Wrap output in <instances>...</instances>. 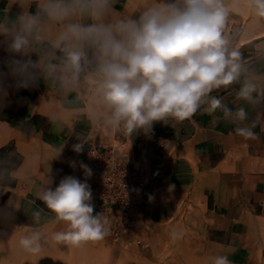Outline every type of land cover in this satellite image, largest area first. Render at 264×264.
<instances>
[{
    "label": "clouds",
    "instance_id": "9594fccd",
    "mask_svg": "<svg viewBox=\"0 0 264 264\" xmlns=\"http://www.w3.org/2000/svg\"><path fill=\"white\" fill-rule=\"evenodd\" d=\"M117 3L8 0L0 12V37L4 38L0 43L10 54L6 64L17 87L28 88L43 80L62 110L86 107L96 124L123 127L129 133L147 132L154 121L168 117L183 121L205 103L208 114L220 110L223 119L245 124L249 114L244 107L233 111L220 97L210 95L233 84L240 85L237 100L251 106L264 101V74L250 70L251 59L242 58L239 33L228 27L231 13L225 0H156L135 15H117ZM247 3L256 16L264 17V0ZM13 4L19 5L18 13L11 14ZM262 57L264 49H257L255 59ZM255 127L254 122L245 124L235 132L254 140L258 139ZM78 139L72 146L76 153L86 143L81 136ZM16 155L13 150L0 156V190L8 191V185L20 177ZM81 168L86 177L91 176L87 165L81 163ZM48 169L49 173V165ZM53 182L47 174L37 185L35 198L57 221L67 224V230L53 234L55 241L80 247L110 234L108 217L93 214L86 182L65 176L54 189ZM174 187L169 185L168 191ZM21 205L17 202L13 207L18 210ZM43 212V208L31 211L35 223H40ZM170 236L176 240L181 233L172 231ZM19 245L38 255L41 232L22 236ZM212 261L232 264L226 255Z\"/></svg>",
    "mask_w": 264,
    "mask_h": 264
},
{
    "label": "crops",
    "instance_id": "0c3cea01",
    "mask_svg": "<svg viewBox=\"0 0 264 264\" xmlns=\"http://www.w3.org/2000/svg\"><path fill=\"white\" fill-rule=\"evenodd\" d=\"M154 2L118 0L115 11L117 15H135ZM7 3L0 0V12ZM225 3L231 13L228 27L234 29L240 22L246 25L249 39L264 35V17L256 16L247 0ZM20 10L13 4L11 14ZM9 58L0 43V156L14 150L21 168L19 179L8 185V191L0 190V202L17 219L35 223L31 211L43 208L39 224L53 225L57 221L54 214L35 198L40 181L51 175L53 189L65 176L81 181V163L89 149L97 144L112 145L120 137L127 147V162L148 179L146 220L139 233L134 230L129 238L137 234L150 238L156 231L166 240L172 231H180L183 233L176 241L189 247L200 264H213L212 258L221 255L228 256L232 264H264V101L251 106L237 100L239 84L215 95L233 111L246 109L249 119L245 124H256L253 130L258 139L254 140L236 134L235 129L245 124L223 119L220 110L208 114L206 103L183 121L168 117L154 121L147 132L129 133L123 127L109 129L96 124L86 107L62 110L56 94L43 80L28 88L17 87L6 64ZM248 59L250 70L264 74V57ZM80 136L86 143L76 153L72 146L80 142ZM169 185L175 186L171 192ZM17 202L22 203L18 210L13 207ZM91 203L95 215L101 201L92 194Z\"/></svg>",
    "mask_w": 264,
    "mask_h": 264
},
{
    "label": "rangeland",
    "instance_id": "374dc122",
    "mask_svg": "<svg viewBox=\"0 0 264 264\" xmlns=\"http://www.w3.org/2000/svg\"><path fill=\"white\" fill-rule=\"evenodd\" d=\"M233 27L239 33L238 47L241 51L252 42L257 43L255 47L258 49L264 47V35L249 39L245 34V24L239 22ZM119 138L111 144L126 152V144ZM0 217H7L0 219V242H3L0 244V264H200L192 258L189 247L180 246L171 236L164 240L156 231L150 238L139 234L134 239H111L106 236L103 240L74 247L53 238L55 232L67 230L64 221H55L53 225L26 223L17 219L3 202H0ZM140 226L136 229L137 233ZM33 230L40 231L42 235V249L38 255L25 252L19 245L20 238ZM195 251L193 249V253Z\"/></svg>",
    "mask_w": 264,
    "mask_h": 264
},
{
    "label": "built area",
    "instance_id": "2783aa9c",
    "mask_svg": "<svg viewBox=\"0 0 264 264\" xmlns=\"http://www.w3.org/2000/svg\"><path fill=\"white\" fill-rule=\"evenodd\" d=\"M229 30L235 32L231 27ZM126 157V152L114 145L97 144L89 149L84 163L91 169V176L86 177L80 169L81 182H86L101 201L97 213L110 221L111 239L128 238L146 220L144 193L148 179Z\"/></svg>",
    "mask_w": 264,
    "mask_h": 264
},
{
    "label": "water",
    "instance_id": "95a60500",
    "mask_svg": "<svg viewBox=\"0 0 264 264\" xmlns=\"http://www.w3.org/2000/svg\"><path fill=\"white\" fill-rule=\"evenodd\" d=\"M264 49V48H262ZM257 51L255 50V43L252 42V43H249L248 46H246L242 51H241V54H242V58L243 59H248V58H251V57H254L256 55ZM225 88H222L220 89V91H216V92H212L210 93V95H217L218 93H221Z\"/></svg>",
    "mask_w": 264,
    "mask_h": 264
},
{
    "label": "bare ground",
    "instance_id": "6f19581e",
    "mask_svg": "<svg viewBox=\"0 0 264 264\" xmlns=\"http://www.w3.org/2000/svg\"><path fill=\"white\" fill-rule=\"evenodd\" d=\"M255 44H257V43H255ZM261 45V44H260ZM262 48H264V47H261L260 49H262ZM258 49V48H257ZM260 49H258V50H260ZM257 51V50H256Z\"/></svg>",
    "mask_w": 264,
    "mask_h": 264
}]
</instances>
